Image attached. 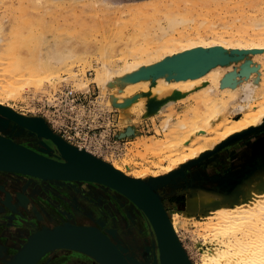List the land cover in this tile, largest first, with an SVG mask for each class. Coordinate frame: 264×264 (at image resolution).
<instances>
[{
  "label": "rangeland",
  "instance_id": "1",
  "mask_svg": "<svg viewBox=\"0 0 264 264\" xmlns=\"http://www.w3.org/2000/svg\"><path fill=\"white\" fill-rule=\"evenodd\" d=\"M0 1V29L4 28L6 38V41L1 44L4 49L13 43V37L15 39L14 44L18 47L28 46L33 48L36 37L46 42L57 41L60 44L61 41L70 39L72 42L68 46L81 43L95 47L94 55L89 56L85 62L75 63L70 65V68H67L68 70L59 71V79L55 80L54 87L51 88L45 85V88L32 87L27 91L23 89V91H19L20 95H17L19 98L16 96L18 99H8L5 104L28 118L43 119L48 129L57 134L52 127L50 108L44 104L45 98L52 99L53 95L61 91V87L67 84L77 91H87L85 101L96 96V102L99 106L114 112L117 116L118 127L121 132L130 131V134L127 136V143L122 154L116 157L107 154H94V156L107 164L118 163L129 176L144 170H148L149 173H156L159 170L157 156L136 148V142L149 137L154 141L163 138V131L160 127L161 118L177 119L178 115L192 109L194 100L198 99L197 96L200 95L201 89L206 87L201 86L194 91L189 90L188 87H183L187 90H183L176 96L173 95L172 104L165 113L158 116L154 113L152 115L145 114V105L161 101L160 96L156 94L158 89L164 88V98H169L172 94V85L161 86L155 82L156 79L153 77L159 74L157 70L161 67L175 66L176 63L183 66L184 59L191 55L179 50L180 46H184L186 42L194 40L200 35L201 37L198 38L203 42L198 43L199 50L207 51L210 57L226 58L227 62L219 61L208 65V67L205 64L204 67L200 68L198 65L202 63L201 61L205 55L193 52L195 53L194 56L192 55L194 59L190 58L191 60L188 59L184 64L190 62L189 64L192 65L190 68L201 71L199 76H203L205 79H208L211 71L217 72L219 75L218 80L209 81L207 85V87L215 86L214 84L222 77L226 78L234 72L238 73L239 63L248 60L246 59L248 57L244 56L237 59L236 56L221 51L218 45L212 46L211 42L218 41L221 36H225V40L230 44L241 41L242 37L253 33L251 27L253 21L264 19V0H219L220 2L215 7L204 12H196L187 8L186 1H188V5H192L191 2L194 5L199 0H195L196 2L194 0H48L49 3L46 0L47 4L44 3L47 6H44L43 3L38 6L39 2H35L37 4L35 5L33 2L36 0H32L33 2L31 0ZM169 18L188 20V22L175 28L166 39V43L161 44L159 42L155 44L156 33L160 29L168 27ZM195 24H200V26H194ZM146 34H153V36L145 37ZM212 36V40H208ZM9 39L11 40L10 43H8ZM69 41L65 44L67 45ZM166 46L170 48L169 51H172V54L164 56L158 68L150 69L147 65L149 60L152 57L163 55L162 50ZM156 49L161 51H156ZM133 59L140 62L141 66L138 71L118 85L106 86L104 89L99 88L98 82L108 81V77L103 72H100L102 75H96L97 65L105 62L110 67L120 68L125 63L132 62ZM12 62V58L2 59L0 57V81L4 79L2 81L3 85L6 84L5 78L10 77V74L5 73V67L7 65L9 67ZM259 62L263 64L264 60ZM86 70H90L92 74L88 76L85 74ZM182 71V69H176L174 71L165 70L164 72H167L166 76L170 77ZM263 72L264 70L261 69V73ZM18 74L20 75L16 78H23L22 70H18ZM74 75H76V78H74ZM239 75L237 80L242 84L244 82L242 81L243 77ZM96 77L100 81H95ZM214 92L220 99L228 102L238 97V94H236L235 97L231 95V98L219 89ZM203 110L204 107L200 104L198 111ZM0 119L1 137L9 136L11 139H6L14 140L15 143L18 142V144L30 150L54 158L51 151L44 147L40 142L41 140L34 134L25 131L7 118L2 119L1 117ZM248 132L250 130L217 145L197 160L189 161L168 173L152 176L158 178L170 175L167 179L169 182L159 186L156 191L164 211L170 215L179 227L177 239L192 263L200 264L197 247L198 244H204V239L201 237L202 231L196 232L195 225L197 221L207 222L209 212L201 213L185 209L186 198L189 194H192L189 191H208V193L211 192L210 195L216 196L215 198L222 202L229 197L236 201L237 195L244 187L260 181L261 177L264 176V166L251 172L244 170V173L239 176V180L231 181L232 183L223 186L221 184H211L214 178L210 177L211 180H209L206 175L204 176L205 179L202 177L199 180L195 179L190 169L207 160L222 146L232 143ZM66 143L74 147L76 145ZM16 174H18V176L15 175L16 178L25 181L31 178L30 186L27 185V191L25 192L26 197L31 200V204L24 206L25 203L18 196L20 194L16 193L14 198L19 204L18 206L22 208V213L16 216L12 214L11 219L6 223L0 217V236L6 235L13 239V241H9L11 244L4 245L0 243V264H6L32 233L41 229H52L62 224L96 228L111 243L119 246L120 251L126 257L137 260L139 264H151L153 257L157 256L153 235L147 220L128 199L115 190L90 181L41 179L22 173ZM147 180L140 181L145 182ZM4 181L9 184L6 186ZM12 182L13 179L11 180V178L8 180L3 176L0 177V185L7 188L0 189V193L3 194L1 203L5 200V195L9 193V190L19 191L20 187H24L21 186L24 183L22 181L21 184L13 182L14 186H11L13 185ZM86 198L91 202V207L85 204ZM33 209L38 212H34ZM17 216L20 219H16ZM21 219L26 220L25 224L27 226ZM109 223L112 227L109 226ZM117 231L129 234V239L132 237L130 231H135L138 239L145 238L147 235L150 245L140 251L134 253L131 251L126 254L127 248L123 245L124 242ZM112 235L120 242L118 243ZM131 248H135V246ZM61 250L47 251L41 257L55 255ZM87 257L92 260L91 257ZM92 261L98 264L95 260ZM42 262L41 259L37 264Z\"/></svg>",
  "mask_w": 264,
  "mask_h": 264
},
{
  "label": "bare ground",
  "instance_id": "2",
  "mask_svg": "<svg viewBox=\"0 0 264 264\" xmlns=\"http://www.w3.org/2000/svg\"><path fill=\"white\" fill-rule=\"evenodd\" d=\"M47 1L36 0L32 2H39L38 6L43 3L45 6ZM186 2L188 9L204 12L207 9L215 7L220 1L199 0L198 3L195 1L194 5L193 2H191L192 5H188V1ZM36 3L35 5H37ZM186 22L188 20L169 18L168 27L160 29L156 33L155 44L165 42L175 28ZM194 26H200V24H195ZM251 27L253 33L242 37L241 41L230 44L225 40V36H221L218 41L211 42L212 46L218 45L221 51H226L236 56L237 59H241L244 56L248 57L246 58L248 60L239 63L238 73L234 72L226 78L220 77L221 79L214 84L215 86L207 87L209 81L218 80L219 75L217 72L211 71L208 79H205L203 76H199V72L201 71L190 68L192 66L189 64L190 62L184 64L185 61L193 58L192 55L194 56L195 54L193 52L205 55L201 61L202 63L198 65L200 68L204 67L205 64L208 67V65L219 61L223 63L227 62L226 58L210 57L207 51L199 50L198 43L203 42V40L198 38L201 37L200 35L195 38L197 40H190L184 46H180L179 50H183V53L191 55L184 59L182 62L183 66L176 63L175 66L161 67L157 70L159 74L153 77L156 79L155 82L161 86L172 85V94L169 98H164V88L158 89L156 94L160 96L161 101L145 105V114L152 115L154 113V115L158 116L165 113L172 104L174 96L183 90H187L183 89V87H188L192 91L201 86L206 87L201 89L200 95L197 96L198 99L194 100L195 105L193 104L192 109L178 115L177 119L170 117L161 118L160 127L163 131V138L154 141L152 138L146 137L147 139L136 142V148L157 156L159 170L156 173H149L148 170H144L133 176H129L116 162L109 163L110 167L129 178L132 177L131 179L138 181L147 180L148 177L168 173L189 161L197 160L200 156L213 150L217 145L228 139L260 127L264 122V72L261 73V69L264 70V63L259 62L260 60H264V19L253 21ZM3 30L4 28L2 27L0 29V57L2 59L12 58L13 62L9 64V67L8 65L5 67V73L10 74V77L8 75V79L5 78L6 84L3 85L2 81L4 79L0 81V118H7L20 128L28 131L17 123L16 120L28 125V123L33 121V118H28L18 113L12 107L6 105V101L8 99H15L17 95H20L19 91H23V89L27 91L32 87L40 88L45 85L51 88L54 87L55 80L59 79V71L68 70L67 68H70L69 66L75 63L85 62L89 56L94 55L95 47L93 46V48L81 43H77L78 45H75V43V47L72 44L68 46L72 42L70 39L66 45L65 43L68 42L66 40H64L66 41L64 44V41H61L62 43L60 44L57 41L46 42L38 37L34 40L33 48L28 46L18 47L14 44L15 39L13 37V43L4 49L1 46L6 41L5 31ZM152 36L153 34H146L145 37ZM212 38L213 36L209 37L208 40L211 41ZM10 42L11 40L9 39L8 43ZM169 49L166 46L162 50L163 55L152 57L147 63L148 67L150 69L158 68L163 57L172 54V51H169ZM156 51L161 50L156 49ZM140 66V62H137L136 59H133L130 63H125L120 68L110 67L105 62L97 65L98 70L96 71V75H102L100 72H103L108 77V81L98 82L99 88L104 89L106 86L120 84L121 81L126 80L134 72L138 71ZM162 68L163 70H161ZM176 69H182L183 71L170 77H167V72H164L165 70L174 71ZM18 70L23 71V78H16L20 75L18 74ZM237 74L243 77L242 81L244 82L242 84L237 80ZM74 78H76V75H74ZM94 80L100 81L97 77ZM218 89L223 94H228L231 98L238 94L239 98L236 97L235 100L229 102L224 101L214 92ZM17 97L19 98V96ZM200 104L204 107L203 111H198ZM1 138L9 137L5 136ZM75 147L94 155L83 146L75 145ZM140 182L149 185L148 181ZM189 192L192 194H189L186 198L185 209L201 213L209 212L207 222L197 221L195 225L197 228L196 232L202 231L201 237L204 239V244H198L197 247L200 264H264V176L261 177L260 181L244 187L237 195L236 201H233V198L229 197L222 202L216 199V196H212L206 191L191 190ZM165 216L172 233L176 240H178L179 227L168 213L165 212ZM119 252L128 261L125 254L120 250ZM187 260L189 264H195L190 262L188 257Z\"/></svg>",
  "mask_w": 264,
  "mask_h": 264
},
{
  "label": "water",
  "instance_id": "3",
  "mask_svg": "<svg viewBox=\"0 0 264 264\" xmlns=\"http://www.w3.org/2000/svg\"><path fill=\"white\" fill-rule=\"evenodd\" d=\"M32 120L28 125L19 120L16 122L41 140L54 158L0 137V170L41 179L90 181L107 186L128 199L147 220L157 252L151 264H189L183 248L171 231L156 191L159 186L169 182L167 179L170 175L148 178L149 185H146L115 171L96 156L66 143L48 129L43 119ZM129 134L130 131H124L120 136ZM112 237L120 242L114 235ZM53 249L74 250L91 257L98 264H139L130 257L126 261L119 252V246L111 243L96 228L69 224L32 233L6 264H35L45 252Z\"/></svg>",
  "mask_w": 264,
  "mask_h": 264
},
{
  "label": "flooded vegetation",
  "instance_id": "4",
  "mask_svg": "<svg viewBox=\"0 0 264 264\" xmlns=\"http://www.w3.org/2000/svg\"><path fill=\"white\" fill-rule=\"evenodd\" d=\"M263 166H264V122L260 127L250 130V132L237 138L232 143H227L226 145L222 146L210 157H208L207 160L202 162L200 165L191 168L190 171L193 174L192 176L195 177V179L199 180L200 177L205 179L204 176L206 175V177H208L209 180H211L210 177L214 178V181H211L212 182L211 184H215V185L221 184L223 186L239 180V176H241L244 173V170H248L251 172L256 169L263 168ZM15 175L18 176V174L16 173L0 171V177L3 176V178H6L8 180L9 178H11V180L13 179V182L14 183L16 182L17 184L18 183L21 184V181L24 182L23 185H21L24 187H20L19 191L13 189L9 190V193L5 195V200L3 201V203H5L4 205L3 203L0 202V217L4 219L2 221H4L5 223L11 219L12 214L13 216L14 215L16 216L19 215V213H22L21 212L22 208L18 206L19 204L15 201L14 198L16 193L22 195V196L20 195L18 196L22 199L21 201L25 203L24 206L31 204L30 203L31 200L25 195L26 194L25 192L27 191V187H28L27 185L30 186V182L32 181L31 178L28 181H25L24 179L16 178ZM208 179L206 178V180ZM13 182L11 183L13 184L11 186H14ZM4 183L6 184V186L9 184L5 181ZM6 186L4 187L6 188ZM4 187L3 185L2 186L0 185V189L1 188L4 189ZM2 197L3 194L0 193V201ZM90 203L91 202L88 199L85 201V204H88L89 207H91ZM33 211L38 212L36 209H33ZM16 219H20V218L17 216ZM21 221L24 224L26 223L25 219H21ZM109 224H110L109 226L112 227L111 223ZM117 232L124 242L123 245H125L127 248L126 254H128L131 251L133 253L138 250L140 251L146 246L148 247L150 245L149 244L150 241L148 239L149 237L147 235L145 238L138 239L136 237L137 234L135 233V231L132 232L130 231L131 233L130 236L132 237L131 239H129L128 237L129 234H123L120 233L119 231ZM11 238L12 237L10 236L7 237L6 235L0 236V243L4 245L9 244L10 243L9 241H13V239ZM129 244L135 246V248L130 249V247L132 246H130ZM80 254L81 253L77 254V252L70 251L67 249H62L59 253L55 255L51 254L49 256L45 255L43 257H40L39 260L36 262V264L40 262L41 259L43 260L41 264H95L87 256Z\"/></svg>",
  "mask_w": 264,
  "mask_h": 264
},
{
  "label": "built area",
  "instance_id": "5",
  "mask_svg": "<svg viewBox=\"0 0 264 264\" xmlns=\"http://www.w3.org/2000/svg\"><path fill=\"white\" fill-rule=\"evenodd\" d=\"M85 74L92 73L86 70ZM86 93L67 84L52 99L45 98L53 129L66 142L83 146L93 154L113 157L122 154L128 137L120 136L123 132L118 127L117 116L99 106L96 96L85 101Z\"/></svg>",
  "mask_w": 264,
  "mask_h": 264
},
{
  "label": "crops",
  "instance_id": "6",
  "mask_svg": "<svg viewBox=\"0 0 264 264\" xmlns=\"http://www.w3.org/2000/svg\"><path fill=\"white\" fill-rule=\"evenodd\" d=\"M206 192H208V191H206ZM211 193V192H210ZM214 194V193H213ZM215 195V194H214ZM185 204V203H184Z\"/></svg>",
  "mask_w": 264,
  "mask_h": 264
}]
</instances>
